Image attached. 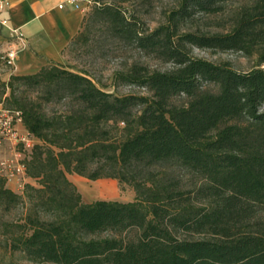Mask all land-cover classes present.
Here are the masks:
<instances>
[{
	"label": "trees",
	"instance_id": "16d2710c",
	"mask_svg": "<svg viewBox=\"0 0 264 264\" xmlns=\"http://www.w3.org/2000/svg\"><path fill=\"white\" fill-rule=\"evenodd\" d=\"M227 1L180 0L147 30L115 0H93L91 16L112 35L173 63L113 72L111 85L147 93L108 91L55 61L0 78V104L36 140L21 162L37 182L18 193L0 174V246L53 264H264V67L238 70L191 49L264 62V0L240 3L226 30L193 27L196 12ZM68 173L116 178L133 199L84 201Z\"/></svg>",
	"mask_w": 264,
	"mask_h": 264
},
{
	"label": "rangeland",
	"instance_id": "374dc122",
	"mask_svg": "<svg viewBox=\"0 0 264 264\" xmlns=\"http://www.w3.org/2000/svg\"><path fill=\"white\" fill-rule=\"evenodd\" d=\"M85 6L84 15L85 23H82L84 36L73 44H69L65 49V60L61 62L71 70L87 69L96 79L106 85L105 89L114 91L118 94L124 93H147L145 87H141L130 83H119L115 86L111 85L112 74L116 69L125 68L132 61L145 63L149 68H157L160 70L170 69L173 66L171 61L158 59L150 54H145L139 49L133 41L123 40L112 35L106 27V24L91 16V9L94 5L93 0H78ZM121 4L126 12L133 13L139 18V24L147 30L155 27L159 22L165 19L166 13L179 3L180 0H115ZM245 0H229L224 4V8L218 13L196 12L194 17L196 25L201 29L209 30H226L230 24L229 15L243 3ZM220 19V23L217 22ZM198 24V25H197ZM192 53L202 56L210 60L221 61L228 60L233 67L238 70H248L254 66L264 67V62L258 64L256 55H245L239 50H217L192 46ZM9 70L0 58V78L3 73ZM3 79V78H2ZM184 96L174 97L175 101H182ZM19 133L24 134L26 130L21 124H16ZM28 142L30 145L0 141V148L3 145L6 153L0 155V159L9 158L20 160L27 154L32 144L36 141L28 134ZM0 139H2L0 133ZM7 140V139H6ZM3 142V143H2ZM19 176V175H18ZM17 175L6 179V186L12 181L15 187L13 190L22 193L26 182L37 185L35 178ZM68 178L76 185L82 195L84 201H92L94 199H119L131 200L134 196L133 189L128 185H121L116 178L100 177L91 180L77 173H68ZM26 177L30 181H26ZM9 187V186H8ZM12 189V188H11ZM258 214L264 220V205L257 206ZM22 211V207L18 206L5 212L4 219H12L17 217ZM0 264H53L50 262L30 261L25 259L19 251H10L7 247L0 246Z\"/></svg>",
	"mask_w": 264,
	"mask_h": 264
},
{
	"label": "crops",
	"instance_id": "0c3cea01",
	"mask_svg": "<svg viewBox=\"0 0 264 264\" xmlns=\"http://www.w3.org/2000/svg\"><path fill=\"white\" fill-rule=\"evenodd\" d=\"M7 1L8 5L0 8V18L8 19V25L0 22V56L8 48L18 46L10 26L19 27L24 44L19 46L14 64L9 65L2 78L7 79L10 73L34 72L50 61L64 62L65 49L81 27L85 6L78 0L76 3L64 0ZM61 2L62 7L59 6ZM21 127L26 130L22 124ZM1 140L8 141L10 147L8 139ZM4 145L0 148V155L6 153ZM25 180L30 181V178ZM14 184L17 183L12 181L8 186L14 189Z\"/></svg>",
	"mask_w": 264,
	"mask_h": 264
},
{
	"label": "built area",
	"instance_id": "2783aa9c",
	"mask_svg": "<svg viewBox=\"0 0 264 264\" xmlns=\"http://www.w3.org/2000/svg\"><path fill=\"white\" fill-rule=\"evenodd\" d=\"M71 3H76L77 0H64ZM7 0H0V8L8 5ZM59 6H63V2L59 3ZM2 24L8 25V19L6 17L0 18ZM11 33L17 40L18 46L8 48L0 57L6 65H13L16 52L20 45L24 44L23 33L19 27H9ZM16 124L21 123V117L19 111L10 110L0 106V133L2 139H8L13 144L23 143L30 145L28 142L29 136L26 131L24 134L19 133L16 127ZM0 174L3 175L6 179L12 178L14 176H25L24 164L20 160H13L9 158L0 159ZM18 176V177H19Z\"/></svg>",
	"mask_w": 264,
	"mask_h": 264
}]
</instances>
